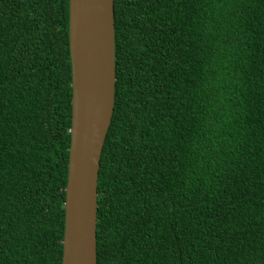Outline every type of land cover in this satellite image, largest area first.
Masks as SVG:
<instances>
[{
	"label": "trees",
	"instance_id": "1",
	"mask_svg": "<svg viewBox=\"0 0 264 264\" xmlns=\"http://www.w3.org/2000/svg\"><path fill=\"white\" fill-rule=\"evenodd\" d=\"M97 264H264V0H114ZM69 0H0V264H62Z\"/></svg>",
	"mask_w": 264,
	"mask_h": 264
},
{
	"label": "water",
	"instance_id": "2",
	"mask_svg": "<svg viewBox=\"0 0 264 264\" xmlns=\"http://www.w3.org/2000/svg\"><path fill=\"white\" fill-rule=\"evenodd\" d=\"M72 114L62 264H97V181L115 96L114 0H69Z\"/></svg>",
	"mask_w": 264,
	"mask_h": 264
}]
</instances>
